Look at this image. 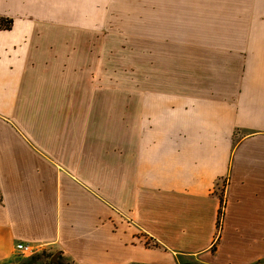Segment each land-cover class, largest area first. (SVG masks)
Wrapping results in <instances>:
<instances>
[{"label":"crops","instance_id":"crops-1","mask_svg":"<svg viewBox=\"0 0 264 264\" xmlns=\"http://www.w3.org/2000/svg\"><path fill=\"white\" fill-rule=\"evenodd\" d=\"M82 1L0 0V264H264V0Z\"/></svg>","mask_w":264,"mask_h":264},{"label":"rangeland","instance_id":"rangeland-1","mask_svg":"<svg viewBox=\"0 0 264 264\" xmlns=\"http://www.w3.org/2000/svg\"><path fill=\"white\" fill-rule=\"evenodd\" d=\"M140 0H83V28H92L99 32L100 39L110 30L124 29L128 35L138 29V17L141 12L148 13L150 4L140 6ZM153 6V5H151ZM77 6L76 8H78ZM223 187L220 189L222 196ZM19 260L13 264H59V256L53 260L50 252L28 253L21 252Z\"/></svg>","mask_w":264,"mask_h":264},{"label":"trees","instance_id":"trees-1","mask_svg":"<svg viewBox=\"0 0 264 264\" xmlns=\"http://www.w3.org/2000/svg\"><path fill=\"white\" fill-rule=\"evenodd\" d=\"M13 24H14L13 20L0 17V31L11 30L13 27ZM224 207H225V199H224V195H222L221 196V208L219 211V219H218V240L220 237V230L222 229V224H223ZM146 238H147V245H153L157 248L160 247V245L158 243H156L152 238H150L148 236H146Z\"/></svg>","mask_w":264,"mask_h":264},{"label":"built area","instance_id":"built-area-1","mask_svg":"<svg viewBox=\"0 0 264 264\" xmlns=\"http://www.w3.org/2000/svg\"><path fill=\"white\" fill-rule=\"evenodd\" d=\"M22 252L24 254L32 253V251H31L29 246H24L23 249H22Z\"/></svg>","mask_w":264,"mask_h":264},{"label":"bare ground","instance_id":"bare-ground-1","mask_svg":"<svg viewBox=\"0 0 264 264\" xmlns=\"http://www.w3.org/2000/svg\"><path fill=\"white\" fill-rule=\"evenodd\" d=\"M23 249V248H22Z\"/></svg>","mask_w":264,"mask_h":264}]
</instances>
